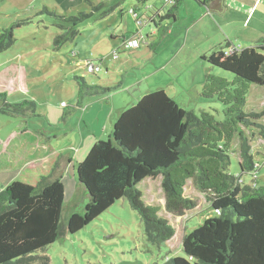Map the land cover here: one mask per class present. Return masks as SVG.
<instances>
[{"label":"trees","instance_id":"16d2710c","mask_svg":"<svg viewBox=\"0 0 264 264\" xmlns=\"http://www.w3.org/2000/svg\"><path fill=\"white\" fill-rule=\"evenodd\" d=\"M183 1L174 0L164 13L156 9L158 16L176 21ZM193 1L215 13L223 10L220 0ZM88 2L91 13H53L62 30L55 38L58 47L72 41L79 34L78 27L103 4ZM131 12L137 15L135 8ZM151 21L155 22L154 17ZM169 27L163 25L159 35L168 34ZM13 40V28L4 31L0 53ZM203 59L234 74L229 80L208 73L204 84V95L217 96L227 107V118L222 121L208 111H187L163 89L145 94L120 112L109 139L96 141L78 164V182L90 200L83 213L69 216L65 229V186L55 177L62 153L53 138L42 130L24 127L6 142L0 150V174H13L14 178L0 190V264H51L47 254L51 244L64 232H78L121 198H127L139 213L149 241L160 246L174 237L175 228L158 214L159 206L144 201L139 187L145 179L159 176L170 213L183 216L198 206L199 200L185 193L188 180L207 195L209 208L216 212L184 233L181 245L185 256H174L163 264H264V185L256 180L242 182L244 174L256 176L261 163L256 164L241 127L251 128L253 135L264 139V108H246L252 88H264V38L243 48L226 42ZM75 81L77 106H82L85 96L109 95L116 88L80 76ZM38 110L35 100L11 103L7 92L0 91L3 115L28 118L42 115ZM236 140L240 173L234 175L229 169Z\"/></svg>","mask_w":264,"mask_h":264},{"label":"rangeland","instance_id":"374dc122","mask_svg":"<svg viewBox=\"0 0 264 264\" xmlns=\"http://www.w3.org/2000/svg\"><path fill=\"white\" fill-rule=\"evenodd\" d=\"M88 1L0 0V35L11 28L14 35L13 44L0 53V90L7 92L11 103L35 97L41 114L48 107L51 115L60 111V116L51 120V130L59 136L52 137L57 148L67 150V145L75 143V138L79 137L80 128H83L84 135L89 132L84 123L79 127L83 115V122L86 120L101 140L109 139L120 112L136 104L145 94L159 89L165 90L187 111L196 114L208 111L222 121L227 118V107L217 96L204 95L208 73L234 79L233 73L211 66L203 59L205 52H212L210 46L217 37L208 18L195 23L204 6L193 0H184L176 21L156 17L152 22L154 10L164 13L171 4L166 0L143 3L138 0H92L103 4L78 27L79 34L72 41L58 47L55 38L62 30L57 26L53 13L69 16H78L82 11L91 13L92 5ZM132 8L137 15L131 12ZM166 24L170 26L168 34L161 32L159 35L160 28ZM139 36L144 40L141 46L125 47V41ZM155 41L157 43L152 44ZM87 62L99 65L101 71L89 73L85 68ZM76 76L116 88L109 95L85 96L83 107L78 114H73L71 108L78 105ZM9 79L16 80L15 90L6 86ZM61 101L66 104L63 108L59 107ZM246 108L254 111L264 108L263 87L255 85L252 88ZM64 112L71 116L68 122V117L62 115ZM4 117L9 116L0 113V135L5 137L12 130V125L4 122ZM47 119L46 115L24 118L28 128L41 130L50 128ZM10 120L20 123L18 119ZM66 126L78 128L77 132L60 136L61 131L58 130L66 129ZM241 127L249 139L256 164L261 163L256 176L244 174L245 182H242L252 184L256 180L258 185H264V139L253 135L251 128ZM239 149V141L236 140L230 154L229 169L234 175L240 173ZM12 177V174H0V190L12 182ZM68 178L71 184L67 183L68 197L65 201L71 200L72 206H64L63 229L71 212L83 213L90 200L85 188L79 185L77 169L73 175L69 172ZM72 178L75 183L71 182ZM161 183L162 176L147 178L139 187L144 201L159 206L158 214L168 218L175 228L172 239L160 246L153 245L147 238L139 213L127 198H121L78 232H64L51 244L47 250L51 264H163L174 256H185L181 245L184 233L193 231L216 212L209 208L211 203L207 195L188 180L185 193L197 198L199 204L185 215L175 216L166 208Z\"/></svg>","mask_w":264,"mask_h":264},{"label":"crops","instance_id":"0c3cea01","mask_svg":"<svg viewBox=\"0 0 264 264\" xmlns=\"http://www.w3.org/2000/svg\"><path fill=\"white\" fill-rule=\"evenodd\" d=\"M222 5H223V11H221L220 13L212 12L206 6L202 7L203 9L200 11L201 16H199L195 21L196 23L201 18L206 17L210 21V26H212L214 30H216L217 37L215 41H213V45L210 46L211 51L219 49L226 42H231L232 44H234L235 46L239 48L255 46L261 39L264 38V0H222ZM158 13H159V10L153 11L154 19H156V17H159ZM149 27L151 29V32L154 33L155 32L154 28L151 25ZM146 35L148 36V34ZM148 39L149 38H147V40ZM147 40L145 39V41ZM212 40H213V37H212ZM205 53L208 54V52H205ZM9 81L6 82V86H8V88L12 87L14 88L13 90H15L16 80L9 79ZM0 91H3V90H0ZM33 100L36 101L35 97H33ZM62 102L63 101H61V103ZM61 103L59 104V107L63 108L61 106ZM82 107H83V104L82 106H76V107L71 108L72 110H74L73 114L75 113L78 114L79 109ZM50 109L51 108L48 107V109L42 113V115H46V117L48 118L47 120L49 121L50 128L48 129L44 128L42 129V131H44L45 133H47L48 135H50L51 137L55 139V138H58L59 136H57L55 131L51 130V126H52L51 120H52V117H53V120L54 119L56 120L60 116L61 113L60 111L58 114L53 112V115H51ZM62 115L68 117L66 122H68L69 119L71 118V116L66 115L65 112ZM83 118L85 119L84 115L82 117V120L79 121V124H81L79 127H82V123H84L85 126L88 127L89 132H87V134L84 135V132L81 131L83 130V128L82 129L80 128V135L78 138L77 137L75 138V143L68 144L67 150H61L62 157H61L58 169L56 170V173H55V177L60 178L65 186V200L68 197L67 196V183L71 184L68 178L69 172H71L73 175L74 169H77L78 164L85 158V156L89 152L92 145L96 141L101 140V136L97 134L96 131L92 130L91 126L88 125V122L86 120L83 122L84 120ZM10 119H18L20 120V123H17V121L15 122ZM2 120L12 125L10 126L12 127V130H10L9 134L7 135L5 134L6 135L5 137L0 135V150L6 144V142H8L18 131H20L22 128L27 126V122L24 120V118L4 117V119ZM1 126L2 124L0 123V128ZM65 128L66 129L58 130V131H61L60 136L61 135L68 136V134L70 133L77 132V129H78V128L77 129L74 128V126L72 127L66 126ZM31 129H34V128H31ZM34 130H41V129H34ZM1 131L2 130H0V132ZM13 178L14 177H12V180ZM71 182L75 183L74 178L71 179ZM67 204L68 206H72L71 200L64 202V206H66ZM73 212H75V210H73L71 214Z\"/></svg>","mask_w":264,"mask_h":264},{"label":"built area","instance_id":"2783aa9c","mask_svg":"<svg viewBox=\"0 0 264 264\" xmlns=\"http://www.w3.org/2000/svg\"><path fill=\"white\" fill-rule=\"evenodd\" d=\"M174 0H166L167 3H172ZM134 15H136L134 13ZM142 43H144L143 37L139 36V38H133L129 40L128 42H124L125 47L127 48H136L139 47ZM232 51V50H231ZM86 71L89 73H98L101 71V67L93 62H87L86 63ZM61 106H66L65 102L61 103Z\"/></svg>","mask_w":264,"mask_h":264},{"label":"water","instance_id":"95a60500","mask_svg":"<svg viewBox=\"0 0 264 264\" xmlns=\"http://www.w3.org/2000/svg\"><path fill=\"white\" fill-rule=\"evenodd\" d=\"M220 3L222 4V0H220ZM223 11V10H222Z\"/></svg>","mask_w":264,"mask_h":264}]
</instances>
